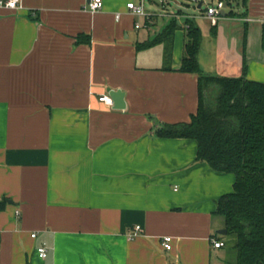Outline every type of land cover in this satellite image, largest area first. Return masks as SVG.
I'll return each instance as SVG.
<instances>
[{
	"label": "crops",
	"instance_id": "0c3cea01",
	"mask_svg": "<svg viewBox=\"0 0 264 264\" xmlns=\"http://www.w3.org/2000/svg\"><path fill=\"white\" fill-rule=\"evenodd\" d=\"M129 1L0 8V264H226L215 211L235 174L198 160L196 139L154 126L198 111L200 73L181 70L189 21L202 30L203 74L264 82V0H234L215 23H180L179 9L149 27ZM133 1L158 13L170 2ZM173 22L171 55L166 40L138 48ZM111 89L125 108L102 101Z\"/></svg>",
	"mask_w": 264,
	"mask_h": 264
},
{
	"label": "trees",
	"instance_id": "16d2710c",
	"mask_svg": "<svg viewBox=\"0 0 264 264\" xmlns=\"http://www.w3.org/2000/svg\"><path fill=\"white\" fill-rule=\"evenodd\" d=\"M178 26L171 23L156 39L139 42L138 48L166 40L171 55ZM185 28L181 70L200 73L198 111L188 123L158 121L154 133L196 139L198 160L235 174L234 191L218 199L215 211L232 237L226 264H264V82L203 74L198 60L202 30L194 20Z\"/></svg>",
	"mask_w": 264,
	"mask_h": 264
},
{
	"label": "built area",
	"instance_id": "2783aa9c",
	"mask_svg": "<svg viewBox=\"0 0 264 264\" xmlns=\"http://www.w3.org/2000/svg\"><path fill=\"white\" fill-rule=\"evenodd\" d=\"M155 1H159L163 5H165L168 2V0H155ZM103 5H104V0H87L85 7L89 9L90 11L95 12V11L101 10ZM22 6H23V0H0V8H7V9L15 10V9H20ZM226 6H227L226 0H219L217 6L209 5L205 13H203L200 16L207 17L211 19L213 23H215L220 18L222 11L226 8ZM127 9L129 13H132L134 15L145 16L148 20L145 26H148V27L150 26L152 22V18L155 15H162V14L177 15V13L168 12L167 10H163V12H160V13L153 12V11H147L143 2H137L133 0L127 3ZM121 15H122L121 12L117 13L116 18L120 19ZM140 26H141V23H136V27L139 28ZM101 99L108 105L114 104L113 98L108 93L101 95ZM141 231H142L141 225H137L135 227V230L130 232L129 236L133 238L137 236L138 234H140ZM32 236L35 237L36 233L35 232L32 233ZM172 241H173V237L171 235H166L163 237L162 245L164 246L165 249H168V250L172 249L173 247ZM213 242H214L215 247H223L225 245V242L220 239H213ZM37 250H38V254L40 257L46 258L48 256L49 249L46 244L40 245Z\"/></svg>",
	"mask_w": 264,
	"mask_h": 264
},
{
	"label": "rangeland",
	"instance_id": "374dc122",
	"mask_svg": "<svg viewBox=\"0 0 264 264\" xmlns=\"http://www.w3.org/2000/svg\"><path fill=\"white\" fill-rule=\"evenodd\" d=\"M201 1H202V6H201V8H199L198 5ZM229 1H231V3L226 6L227 10H230L232 8V6L235 4L234 0H229ZM218 2H219V0H170L167 7L160 6V9H162V11L163 10H167V11L169 10V12L178 11L179 9H181L183 11V16H181L179 19L180 23L184 22L185 15H190L191 18L195 17L199 22L202 23L203 19H201V18H203V17H201L200 15L205 13V11L209 5L217 6ZM155 7L159 8L158 5H156ZM170 17L171 16L166 17V18H161L160 22L164 21L166 23L169 21V19H171ZM220 237L226 238V240L228 241V246L225 248L226 254H227V251L232 249V246H233L232 237L228 234L220 235Z\"/></svg>",
	"mask_w": 264,
	"mask_h": 264
},
{
	"label": "water",
	"instance_id": "95a60500",
	"mask_svg": "<svg viewBox=\"0 0 264 264\" xmlns=\"http://www.w3.org/2000/svg\"><path fill=\"white\" fill-rule=\"evenodd\" d=\"M201 6H202V1L199 3L198 7L201 8ZM223 14L225 13L223 12ZM109 94L113 98L114 108L123 109L126 107L125 92L122 89H111L109 91ZM217 231L222 235H226L228 233L227 228H221L218 229Z\"/></svg>",
	"mask_w": 264,
	"mask_h": 264
}]
</instances>
